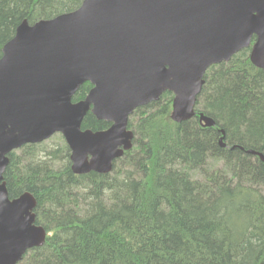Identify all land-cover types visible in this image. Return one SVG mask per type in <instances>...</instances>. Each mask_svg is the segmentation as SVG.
<instances>
[{"label": "trees", "instance_id": "16d2710c", "mask_svg": "<svg viewBox=\"0 0 264 264\" xmlns=\"http://www.w3.org/2000/svg\"><path fill=\"white\" fill-rule=\"evenodd\" d=\"M83 1L0 0V57L24 21L53 19ZM204 79L196 111L215 126L198 114L172 120L166 91L134 111L133 148L110 173L75 174L66 143L12 151L9 196L33 194L36 223L47 230L19 264H264V160L247 153L264 154V70L245 48ZM91 88L82 84L73 101ZM110 125L89 111L82 128Z\"/></svg>", "mask_w": 264, "mask_h": 264}, {"label": "water", "instance_id": "95a60500", "mask_svg": "<svg viewBox=\"0 0 264 264\" xmlns=\"http://www.w3.org/2000/svg\"><path fill=\"white\" fill-rule=\"evenodd\" d=\"M245 48L264 70V0H84L56 18L24 21L0 57V264H19L46 238L34 196H9L13 150L61 133L75 174L110 173L133 148L130 116L166 91L175 122L198 114L214 126L196 111L204 76ZM85 82L92 88L73 102ZM89 111L110 127L84 130Z\"/></svg>", "mask_w": 264, "mask_h": 264}, {"label": "rangeland", "instance_id": "374dc122", "mask_svg": "<svg viewBox=\"0 0 264 264\" xmlns=\"http://www.w3.org/2000/svg\"><path fill=\"white\" fill-rule=\"evenodd\" d=\"M42 143L45 146H48L49 148H53V147H57L59 144L63 145L64 143H66V141H65V138L63 137V135L61 133H57L54 136H52L50 139H48Z\"/></svg>", "mask_w": 264, "mask_h": 264}, {"label": "bare ground", "instance_id": "6f19581e", "mask_svg": "<svg viewBox=\"0 0 264 264\" xmlns=\"http://www.w3.org/2000/svg\"><path fill=\"white\" fill-rule=\"evenodd\" d=\"M23 23H24V22H23ZM23 23H22V24H23ZM27 23H28V21H27ZM28 24H29V23H28ZM29 25H31V24H29ZM32 25H33V24H32ZM214 126H215V125H214ZM133 134H134V133H133ZM133 138H134V137H133ZM132 140H133V139H132ZM220 143H221V145L223 144V142H221V141H220ZM222 146H223V145H222ZM225 146H226V145H225ZM225 146H224V147H225ZM29 193H30V192H29ZM32 195H33V194H32ZM33 196H34V195H33ZM34 198H35V201H36V205H35V207L33 208V212L35 213V208H36V206H37V199H36L35 196H34ZM35 215H36V213H35ZM40 226H42V225H40ZM42 227H44V226H42ZM45 230H46V229H45ZM46 238H47V230H46ZM46 238H45V242H46ZM45 242H44V243H45ZM43 245H44V244H43ZM43 245H42V246H43ZM28 251H29V250H28ZM28 251H27V252H28Z\"/></svg>", "mask_w": 264, "mask_h": 264}]
</instances>
